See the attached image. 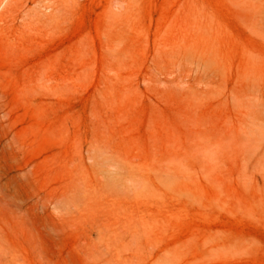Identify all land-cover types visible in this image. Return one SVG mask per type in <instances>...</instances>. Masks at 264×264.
<instances>
[{"label":"rangeland","instance_id":"obj_1","mask_svg":"<svg viewBox=\"0 0 264 264\" xmlns=\"http://www.w3.org/2000/svg\"><path fill=\"white\" fill-rule=\"evenodd\" d=\"M263 34L264 0H0V264H264Z\"/></svg>","mask_w":264,"mask_h":264},{"label":"bare ground","instance_id":"obj_2","mask_svg":"<svg viewBox=\"0 0 264 264\" xmlns=\"http://www.w3.org/2000/svg\"><path fill=\"white\" fill-rule=\"evenodd\" d=\"M237 1H238V0H237ZM243 1H245V0H243ZM250 1H251V0H250ZM253 1H254V0H252V2H253ZM261 2H262V1H261ZM239 3H240V2H239ZM241 3H242V2H241ZM254 3H255V2H254ZM259 4H260V3H259ZM233 5H236V4H233ZM237 5H238V4H237ZM258 7H259V6H258ZM249 8H250V7H249ZM241 9H242V8H241ZM255 9H257V8H255ZM250 11H251V10H250ZM250 11H249L248 13H250ZM244 16H245V15H244ZM252 17H253V16H252ZM248 18H249V17H248ZM253 19H254V18H253ZM257 21H258V20H257ZM257 21H256V22H257ZM252 24H254V23H252ZM252 24H251V25H252ZM257 25H259V24H257ZM255 26H256V24H255ZM248 27H249V26H248ZM251 27H252V26H251ZM260 27H261V26H260ZM253 28H254V27H253ZM254 29H255V28H254ZM258 29H259V28H257V31H259ZM258 33H259V32H258ZM261 33H262V32H261ZM263 36H264V34H263Z\"/></svg>","mask_w":264,"mask_h":264}]
</instances>
